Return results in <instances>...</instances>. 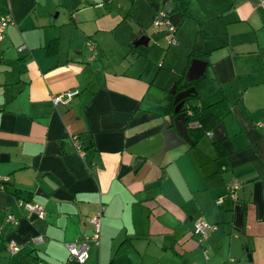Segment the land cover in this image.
Instances as JSON below:
<instances>
[{"label": "crops", "instance_id": "0c3cea01", "mask_svg": "<svg viewBox=\"0 0 264 264\" xmlns=\"http://www.w3.org/2000/svg\"><path fill=\"white\" fill-rule=\"evenodd\" d=\"M185 1L170 46L149 0H0L15 21L0 46V185L46 211L27 213L0 188V264H79L66 243L91 235L101 208L84 264H264V11L258 0ZM196 58L207 69L190 82ZM186 83L198 97L185 107L221 89L230 112L169 148L171 92ZM73 89L69 105H53ZM197 221L214 227L203 241Z\"/></svg>", "mask_w": 264, "mask_h": 264}, {"label": "built area", "instance_id": "2783aa9c", "mask_svg": "<svg viewBox=\"0 0 264 264\" xmlns=\"http://www.w3.org/2000/svg\"><path fill=\"white\" fill-rule=\"evenodd\" d=\"M258 7L264 11V0H258ZM153 23L156 27H159L160 30L164 32L165 39L168 45L172 46L178 44L179 41L176 35L178 27L173 23L170 17V12L165 9V6L160 7L158 9H154ZM13 24H15V21L11 13H0V46L4 40L7 27ZM88 47L92 53L91 59H94L96 57L95 41L90 40L88 42ZM22 48L23 47H21L20 49ZM79 94V90H68L60 94H52L51 101L55 107L59 105H69ZM185 111L188 117L192 116L191 110L187 109ZM193 125L199 126L200 124L196 122L192 124V126ZM210 134L211 133H209V135ZM71 141L76 151H78L81 155L84 156L86 152L83 148V143L81 141L80 136L73 135L71 137ZM240 187L241 184L239 181H232L227 186V195L234 199H237V191ZM0 188L2 187L0 186ZM19 205L24 208L27 213H34L41 219H44L46 216L45 208L39 203L33 201L19 200ZM103 214L104 208H101L90 218V221L94 227V232L91 235L83 236L80 240L66 243V247L68 249L69 256L72 261H76L79 264H84L89 258L90 244H100ZM7 220L12 222L14 225H18L19 223V220L16 219V217L12 214L7 215ZM212 229H214V227L208 224L207 222L197 221L195 223L193 233L198 236L201 241H203L208 237ZM35 240L42 241L43 237L38 236L37 238H35ZM8 250L12 254H17L21 250V248L17 241H15L14 239H10L8 242ZM231 264H235L234 259H231Z\"/></svg>", "mask_w": 264, "mask_h": 264}, {"label": "trees", "instance_id": "16d2710c", "mask_svg": "<svg viewBox=\"0 0 264 264\" xmlns=\"http://www.w3.org/2000/svg\"><path fill=\"white\" fill-rule=\"evenodd\" d=\"M3 1V0H2ZM174 2L176 7L170 13L173 23L178 27L182 20L188 16L187 1L185 0H149L153 9L164 7L167 3ZM53 46V45H52ZM195 55V54H194ZM197 83H186L179 85L178 90L186 89ZM198 97V94L191 99ZM189 102V101H187ZM175 108V104H174ZM191 110L192 116L189 117L188 125L199 123V126H191L189 129L190 135L194 138V144L212 128L213 125L222 121L229 114V104L223 90L219 89L215 92L209 101H203L200 106L193 105L185 107V110ZM84 148V146H83ZM85 150V148H84ZM2 189L14 195L18 200L30 201L31 193L22 191L17 188L10 187L8 184H1Z\"/></svg>", "mask_w": 264, "mask_h": 264}, {"label": "water", "instance_id": "95a60500", "mask_svg": "<svg viewBox=\"0 0 264 264\" xmlns=\"http://www.w3.org/2000/svg\"><path fill=\"white\" fill-rule=\"evenodd\" d=\"M165 9L168 12H172L173 5L172 3H167L165 5ZM142 43V41H140ZM207 69V62L203 59H193L191 65L189 67V71L187 74V79L190 82L198 79L200 76L205 74ZM175 95V117L173 119L174 128H169L165 133V138L167 142V146L169 148L174 147L178 143L191 142V138L189 136L188 121L189 117L186 115L185 105L187 101H189L193 96L197 94V88L195 85H192L182 91L177 92V86L171 92ZM170 123V117L167 118ZM169 125L172 126V123Z\"/></svg>", "mask_w": 264, "mask_h": 264}, {"label": "rangeland", "instance_id": "374dc122", "mask_svg": "<svg viewBox=\"0 0 264 264\" xmlns=\"http://www.w3.org/2000/svg\"><path fill=\"white\" fill-rule=\"evenodd\" d=\"M153 16H154V14L151 12V18H152V19L150 20L151 24H152V22H153ZM152 25H154V23H153ZM153 29L156 30V31L160 30V28H159V27H156L155 25L153 26Z\"/></svg>", "mask_w": 264, "mask_h": 264}]
</instances>
